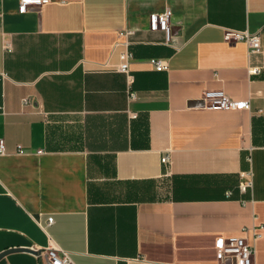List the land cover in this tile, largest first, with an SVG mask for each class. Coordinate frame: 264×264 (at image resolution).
<instances>
[{
    "label": "crops",
    "instance_id": "0c3cea01",
    "mask_svg": "<svg viewBox=\"0 0 264 264\" xmlns=\"http://www.w3.org/2000/svg\"><path fill=\"white\" fill-rule=\"evenodd\" d=\"M18 4L0 0V254L24 250L0 264H49L53 245L75 264H231L216 250L230 236L264 264V50L225 41L248 30L264 48V0ZM166 9L170 43L149 28ZM125 30L131 83L118 71ZM207 90L250 107L210 110Z\"/></svg>",
    "mask_w": 264,
    "mask_h": 264
},
{
    "label": "built area",
    "instance_id": "2783aa9c",
    "mask_svg": "<svg viewBox=\"0 0 264 264\" xmlns=\"http://www.w3.org/2000/svg\"><path fill=\"white\" fill-rule=\"evenodd\" d=\"M51 0H19L18 11L25 14L31 9H40ZM171 11L166 9L163 13H152L149 18V28L151 31H162L165 35V42L170 43L172 38V27L170 25ZM135 31L125 30L120 33L124 41L120 43L125 49L119 53L120 63L118 71L127 77L129 83L132 82L133 76L130 70L131 60L133 55L129 50L131 41ZM225 41L229 43H245L250 54H260L264 48L261 42L259 33H251L248 30L238 31L228 29L225 31ZM150 63L156 71H167L168 63L163 59L153 58ZM250 75H257L260 73V68L250 67L248 70ZM130 98L134 99L135 95L131 94ZM202 100L204 106L210 110H247L250 107L248 101H235L231 99L221 90H207L204 92ZM32 100L23 99V105H32ZM18 152L23 153L21 147H18ZM5 154V144L0 140V155ZM162 163L168 165L170 159L168 155L162 157ZM253 188V172H244L241 176V181L238 184V189L242 194L251 191ZM231 193H227L230 197ZM53 223V218H49L48 225ZM264 225H258L255 229V239L262 237ZM217 255L220 260H229L231 264H254L255 248L247 243L242 236L221 237L216 244ZM45 257L49 264H75L72 254L69 251L63 250L57 245L51 246L44 251Z\"/></svg>",
    "mask_w": 264,
    "mask_h": 264
},
{
    "label": "water",
    "instance_id": "95a60500",
    "mask_svg": "<svg viewBox=\"0 0 264 264\" xmlns=\"http://www.w3.org/2000/svg\"><path fill=\"white\" fill-rule=\"evenodd\" d=\"M24 249H9V250H6L4 251L3 253L0 254V258L9 254V253H12V252H16V251H23Z\"/></svg>",
    "mask_w": 264,
    "mask_h": 264
}]
</instances>
